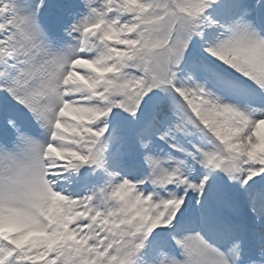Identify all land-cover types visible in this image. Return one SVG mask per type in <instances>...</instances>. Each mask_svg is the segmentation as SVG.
Wrapping results in <instances>:
<instances>
[{"label":"snow or ice","instance_id":"obj_1","mask_svg":"<svg viewBox=\"0 0 264 264\" xmlns=\"http://www.w3.org/2000/svg\"><path fill=\"white\" fill-rule=\"evenodd\" d=\"M0 264H264V0H0Z\"/></svg>","mask_w":264,"mask_h":264}]
</instances>
